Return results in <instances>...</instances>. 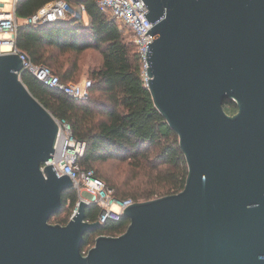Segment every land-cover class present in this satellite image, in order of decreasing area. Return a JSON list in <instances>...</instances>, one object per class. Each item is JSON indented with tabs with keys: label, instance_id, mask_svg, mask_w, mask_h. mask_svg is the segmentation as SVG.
Listing matches in <instances>:
<instances>
[{
	"label": "water",
	"instance_id": "95a60500",
	"mask_svg": "<svg viewBox=\"0 0 264 264\" xmlns=\"http://www.w3.org/2000/svg\"><path fill=\"white\" fill-rule=\"evenodd\" d=\"M144 2L147 86L179 136L184 188L128 205L125 232L83 253L102 223L86 220L83 198L66 224L50 223L74 188L41 169L58 123L19 76L20 55L0 53V264H264V0Z\"/></svg>",
	"mask_w": 264,
	"mask_h": 264
},
{
	"label": "trees",
	"instance_id": "16d2710c",
	"mask_svg": "<svg viewBox=\"0 0 264 264\" xmlns=\"http://www.w3.org/2000/svg\"><path fill=\"white\" fill-rule=\"evenodd\" d=\"M49 1L52 0H18L16 14L19 18L28 17ZM72 2L76 4L74 10L79 3L85 5L89 24L73 13L44 24L24 22L16 33V45L35 64L49 66L65 82L73 80L77 70L87 62L92 77L88 96L75 98L49 87L27 70L21 73L22 81L54 117L69 122L75 137L86 141L81 165L92 169L96 177L113 188L114 196L139 201L180 192L188 175L187 160L177 132L154 103L133 37L108 13L102 12L96 0ZM68 52L87 56L83 61L79 59L78 64L64 68L60 57ZM237 108L235 101H224L228 114H234ZM109 160H128L138 166L144 165L140 161L146 162L145 186L124 187L101 175L96 164ZM78 200L74 188L63 193L61 211L68 210V214L59 223L69 221ZM101 210L96 204L89 205L86 219L98 220ZM129 223L123 215L118 220H107L98 229L85 233L82 250L93 246L99 235H120Z\"/></svg>",
	"mask_w": 264,
	"mask_h": 264
},
{
	"label": "built area",
	"instance_id": "2783aa9c",
	"mask_svg": "<svg viewBox=\"0 0 264 264\" xmlns=\"http://www.w3.org/2000/svg\"><path fill=\"white\" fill-rule=\"evenodd\" d=\"M7 2L9 7H1V3L6 4ZM16 3L17 0L4 2L0 0V53L20 55L23 71H30L49 87L62 90L75 98H86L89 87L92 85L91 79H84L81 82L62 81L58 75L52 72L49 66L35 64L29 55L16 45V33L22 24L16 14ZM96 3L102 12L108 13L113 20L124 28L126 33L133 37L142 58L144 77L147 80L146 52L148 51V43H152L154 37L150 33L146 34V32L154 26V23L148 22L143 15L148 11L146 3L144 0H96ZM73 4L72 0H52L40 7L34 14L23 18V20L25 23L38 25L65 19L72 12ZM76 17L84 21L85 24H89L90 17L83 3L77 5ZM21 73H19L20 77ZM55 119L58 123L55 150L52 158L46 161L41 169L43 170L45 165L52 164L59 176L69 175L73 180L74 189L78 192L79 198H83L89 205L96 204L101 207L102 210L98 220L102 224L109 219L118 220L123 215L124 209L136 201L132 198H117L114 196V189L108 186L105 181L96 177L92 169L83 168L81 158L85 153L86 141L73 135L68 121L56 117ZM83 253H86V251L84 250Z\"/></svg>",
	"mask_w": 264,
	"mask_h": 264
},
{
	"label": "rangeland",
	"instance_id": "374dc122",
	"mask_svg": "<svg viewBox=\"0 0 264 264\" xmlns=\"http://www.w3.org/2000/svg\"><path fill=\"white\" fill-rule=\"evenodd\" d=\"M73 5H74V8L76 9V4H73ZM1 7L6 8V7H9V5L7 3L6 4L1 3ZM74 8L72 12L70 13L77 15V10H74ZM19 20L21 23H24L23 18H20ZM128 38L130 37L128 36ZM95 54L98 55L97 52H95ZM86 56L87 54H83L79 56L73 52H68V53L62 54L60 59L62 60L63 67L66 68L72 64H78L79 59L83 61V59ZM90 78L92 77L90 75L89 65L87 62H85V65L82 66L81 69L77 70V72L75 73V78L71 81L81 82L84 79H90ZM150 154L152 153L150 152ZM141 162L144 163V165L138 166L139 164L130 163L128 160H109L106 162L97 163L96 167L98 169V172L101 175H103L104 177H109L113 183L122 185L124 187H142L143 188L148 180L147 175H146L147 174V168H146L147 163L140 161V163ZM139 201H145V200L143 198H140ZM75 208L73 209L72 214L74 213ZM67 214H68V210H63L61 211L59 215L52 216L49 221L50 223H53V224L59 223V220L61 218H64Z\"/></svg>",
	"mask_w": 264,
	"mask_h": 264
},
{
	"label": "flooded vegetation",
	"instance_id": "af4514ba",
	"mask_svg": "<svg viewBox=\"0 0 264 264\" xmlns=\"http://www.w3.org/2000/svg\"><path fill=\"white\" fill-rule=\"evenodd\" d=\"M238 106V105H237ZM237 111H238V108H237ZM236 111V112H237ZM235 112V113H236ZM234 113V114H235ZM262 223H261V228L260 230L257 232L258 236H256V239H258L260 241V249H264V209H263V212H262Z\"/></svg>",
	"mask_w": 264,
	"mask_h": 264
},
{
	"label": "bare ground",
	"instance_id": "6f19581e",
	"mask_svg": "<svg viewBox=\"0 0 264 264\" xmlns=\"http://www.w3.org/2000/svg\"><path fill=\"white\" fill-rule=\"evenodd\" d=\"M1 1H3V2H4V1H9V0H1ZM7 4H9V3L7 2Z\"/></svg>",
	"mask_w": 264,
	"mask_h": 264
}]
</instances>
